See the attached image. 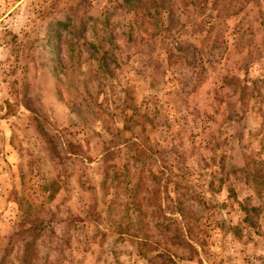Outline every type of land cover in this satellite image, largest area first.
<instances>
[{"label":"rangeland","instance_id":"rangeland-1","mask_svg":"<svg viewBox=\"0 0 264 264\" xmlns=\"http://www.w3.org/2000/svg\"><path fill=\"white\" fill-rule=\"evenodd\" d=\"M0 264H264V0H0Z\"/></svg>","mask_w":264,"mask_h":264}]
</instances>
